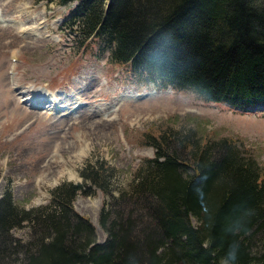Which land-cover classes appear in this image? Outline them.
Returning a JSON list of instances; mask_svg holds the SVG:
<instances>
[{"label":"trees","instance_id":"trees-1","mask_svg":"<svg viewBox=\"0 0 264 264\" xmlns=\"http://www.w3.org/2000/svg\"><path fill=\"white\" fill-rule=\"evenodd\" d=\"M72 7L74 43L97 40L118 64L158 84L234 107L264 104V0H46ZM154 156L128 184L107 160L88 159L81 181H61L48 202L0 196V264H264V170L233 138L194 129L148 134ZM109 197L105 232L73 207ZM195 220V223L192 222ZM27 223L22 240L12 229Z\"/></svg>","mask_w":264,"mask_h":264},{"label":"rangeland","instance_id":"rangeland-1","mask_svg":"<svg viewBox=\"0 0 264 264\" xmlns=\"http://www.w3.org/2000/svg\"><path fill=\"white\" fill-rule=\"evenodd\" d=\"M72 4L0 0V196L10 188L21 207L45 204L61 181H81L80 167L96 157L128 184L154 156L147 135L167 127L194 129L203 141L233 138L264 170V108L162 86L151 73L112 61L95 39L74 43L67 26ZM108 200L96 191L73 201L98 241L106 237L98 217ZM11 232L26 240L28 224Z\"/></svg>","mask_w":264,"mask_h":264},{"label":"bare ground","instance_id":"bare-ground-1","mask_svg":"<svg viewBox=\"0 0 264 264\" xmlns=\"http://www.w3.org/2000/svg\"><path fill=\"white\" fill-rule=\"evenodd\" d=\"M49 107H50V106H49ZM259 107H260V108H264V106H259ZM259 107H256V109L259 108ZM102 124H103V126H104V125H106L107 123L103 121ZM109 125H110V124H109ZM109 125H108V126H109ZM104 127H105V126H104Z\"/></svg>","mask_w":264,"mask_h":264}]
</instances>
